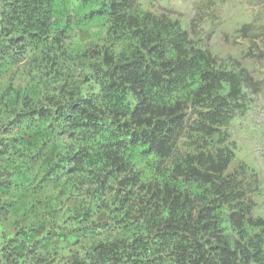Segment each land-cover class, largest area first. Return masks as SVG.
I'll list each match as a JSON object with an SVG mask.
<instances>
[{
	"label": "trees",
	"instance_id": "obj_1",
	"mask_svg": "<svg viewBox=\"0 0 264 264\" xmlns=\"http://www.w3.org/2000/svg\"><path fill=\"white\" fill-rule=\"evenodd\" d=\"M82 19L100 33L74 48ZM211 48L138 0H0V196L30 199L0 202V264H264L259 176L232 140L260 87Z\"/></svg>",
	"mask_w": 264,
	"mask_h": 264
},
{
	"label": "rangeland",
	"instance_id": "obj_2",
	"mask_svg": "<svg viewBox=\"0 0 264 264\" xmlns=\"http://www.w3.org/2000/svg\"><path fill=\"white\" fill-rule=\"evenodd\" d=\"M143 9L161 13L164 10L170 11L174 18H178L181 23L188 27L194 35L204 36L208 45L211 46L216 54L221 58L235 59L252 71L253 77L259 83L258 90L255 91V100L251 107L244 110V116L237 117L233 123L232 140L235 141L238 156L242 162L252 166L259 176V190L261 195L258 204H262L259 214L264 216V56L259 58L256 54L253 59L245 56L244 39L236 40L234 30L244 22L253 20V3L251 0H138ZM264 3L261 4V8ZM199 17V18H198ZM197 19H200L197 21ZM98 20H81L83 32L75 29L72 45L75 48L83 47L92 40L97 39L100 32L99 27L94 26ZM222 25L217 31V27ZM216 29V34L213 29ZM232 33V34H231ZM225 34H229L225 36ZM264 41V38L262 39ZM261 39L256 42V49H263L264 42ZM30 88L34 83L27 84ZM11 116V114H10ZM41 169L38 165L29 172L30 181L27 184H35L39 180ZM59 184L61 189L59 188ZM67 194V187L61 182L55 183L50 188V194L58 191ZM68 196V194H67ZM17 198L15 208L19 213L20 208L28 206L30 199L25 198L24 190H10L0 196V202ZM66 200L69 201L67 198ZM70 202V201H69ZM66 208L63 210L65 211ZM19 217V215H18ZM34 223H37L34 221ZM13 224L0 220V245L14 235ZM8 236V238H7ZM64 244L58 242L54 247H62Z\"/></svg>",
	"mask_w": 264,
	"mask_h": 264
}]
</instances>
